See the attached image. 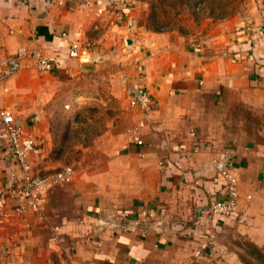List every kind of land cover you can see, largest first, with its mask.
<instances>
[{
	"label": "crops",
	"instance_id": "0c3cea01",
	"mask_svg": "<svg viewBox=\"0 0 264 264\" xmlns=\"http://www.w3.org/2000/svg\"><path fill=\"white\" fill-rule=\"evenodd\" d=\"M137 3L0 0L6 55L21 47L67 52L74 43L88 49L87 59L66 58L51 72L25 60L0 97L36 139L33 174L73 166L62 162L64 126L48 113L59 91L53 84L88 74L108 80L99 103L114 112L78 147L87 162L73 166V181L51 185L40 211L17 193L23 173L0 129V186L8 190L0 264H213L208 250L230 224L264 249V0L252 24L192 37L148 30ZM140 91L152 97L148 110L131 103ZM226 154L240 191L235 222L210 212L222 197L216 163ZM159 208L165 213L144 218L137 231H98L103 215Z\"/></svg>",
	"mask_w": 264,
	"mask_h": 264
},
{
	"label": "rangeland",
	"instance_id": "374dc122",
	"mask_svg": "<svg viewBox=\"0 0 264 264\" xmlns=\"http://www.w3.org/2000/svg\"><path fill=\"white\" fill-rule=\"evenodd\" d=\"M140 22L148 30L175 32L186 37L206 35L222 31L226 26L238 28L253 22V17L263 0H137ZM136 3L133 5L135 6ZM252 24V23H251ZM108 69V68H107ZM61 81V80H59ZM61 84H53L58 93L53 96V109L48 113L57 116L58 128L66 131V165L83 167L87 159L82 157L80 145L93 142L95 135L105 130V120L112 111L101 108L108 80L98 81L92 75L78 76ZM69 105L68 108L64 106ZM62 106V107H61ZM102 117V120L99 118ZM99 120V122H98ZM214 215L213 213H211ZM217 216V215H215ZM225 218V217H224ZM237 221L238 218H225ZM234 226V227H233ZM235 224L212 244L208 250L213 264H264V249H258L238 235ZM114 233V232H113ZM219 234V232H218ZM220 235V234H219Z\"/></svg>",
	"mask_w": 264,
	"mask_h": 264
},
{
	"label": "built area",
	"instance_id": "2783aa9c",
	"mask_svg": "<svg viewBox=\"0 0 264 264\" xmlns=\"http://www.w3.org/2000/svg\"><path fill=\"white\" fill-rule=\"evenodd\" d=\"M87 56V47L84 48L79 43L72 44L67 52H64L59 46L40 49L35 52L21 47L12 55H6L0 46V97L8 93V80L21 70L23 62L27 59H33L34 63L32 65L37 70L51 72L60 68L66 58L84 60L87 59ZM131 103L134 107L148 110L151 108L152 97L147 92L140 91L133 96ZM33 120L37 121L38 116H34ZM0 129L8 138V152L13 156L23 173L17 186V193L22 200L28 202V206L40 211L49 187L53 184L71 183L74 179L75 169L73 166H66L62 170L49 175L40 176L33 174L30 157L36 149V139L26 132L24 123L17 119L13 110L3 106L1 103ZM139 144H142V142L139 141ZM1 163L2 149H0V177ZM228 165V154L222 156V160L216 163L218 181L222 188V197L215 196L210 205V212L225 218H238L240 199L238 179ZM7 196L8 190L0 186V222L5 217ZM164 213L165 209L159 208L153 212L144 211L134 217L135 214L130 211L118 210L98 218V231H111L114 233L137 231V229L142 227L144 218L155 219L157 215H163ZM143 230L145 233L146 228Z\"/></svg>",
	"mask_w": 264,
	"mask_h": 264
}]
</instances>
